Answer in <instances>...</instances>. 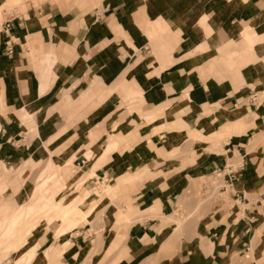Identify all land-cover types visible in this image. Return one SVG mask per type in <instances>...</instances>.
Returning a JSON list of instances; mask_svg holds the SVG:
<instances>
[{
  "label": "crops",
  "instance_id": "obj_1",
  "mask_svg": "<svg viewBox=\"0 0 264 264\" xmlns=\"http://www.w3.org/2000/svg\"><path fill=\"white\" fill-rule=\"evenodd\" d=\"M261 92L264 0H0V210L54 164L90 215L34 263L264 264Z\"/></svg>",
  "mask_w": 264,
  "mask_h": 264
},
{
  "label": "rangeland",
  "instance_id": "obj_2",
  "mask_svg": "<svg viewBox=\"0 0 264 264\" xmlns=\"http://www.w3.org/2000/svg\"><path fill=\"white\" fill-rule=\"evenodd\" d=\"M259 95H261V94L259 93ZM259 98H260V96H259ZM259 98H257V99L259 100ZM41 164H43V163L39 162V164H37V168L42 167L43 165H41ZM7 165H9V164H7ZM37 172H38L37 170L31 172L28 176H26V178H28V180L30 182H34V179H35V176L37 175ZM60 173H61V169L57 168L54 164L53 165L51 164L47 168V170L40 175V177L38 178L37 182H34L33 184H28L27 185L26 190H27L28 193H27V196L22 200V202H25L26 205L32 204V205H35V206H41L43 208H47L48 207L49 211L55 216L56 215L55 206L58 205V204H61L60 202H62L63 198H67L68 199V195H69L68 192L71 193V190H72L70 188V181H71V178L73 176L70 175L69 180H67V182H66V181H64V179H62V177L60 176ZM25 175L26 174H24V177H25ZM2 176H3V174L0 175V179L2 178ZM214 181L216 182L218 180H214ZM203 182L205 184H208L207 179L203 180ZM209 183L212 186L217 185V182L216 183H212V181H209ZM102 184L103 183H100V184L98 183L96 185V187H98L97 189H99L102 186H107L106 184H103V185ZM37 187H41L39 192H37V191L35 192L34 191V189L37 188ZM200 188L201 187L198 185V195H197L198 196V198H197L198 205L202 202V200H204V198H208V200H207L208 202L214 200V196L210 195L209 189H207V190L202 192ZM15 189L16 188L14 186L10 185L7 188H5L3 191H1L0 192V201L1 200H7V199L11 198L13 196V193H14ZM97 189L91 191V193L86 195V197H83V199L94 197V193L96 192ZM26 190L23 191L21 194H24L26 192ZM46 193H48V196L46 195ZM62 196H63V198H62ZM61 198H62V200H59ZM21 199H22V197H21ZM19 201L20 200H18V202L16 204V207H18ZM6 210H7V208H2L0 210V248L4 247V245L9 244L11 242L8 239V237L6 235H4V232H5V226L8 225L9 219L15 213L11 214V215H8L7 212H5ZM177 215L181 216V217L184 216L183 214H179V213ZM82 218H83V213L81 211H78V212L73 214V219H74L73 225H74V227H78L82 223ZM30 221L31 220H28V222H30ZM95 221H98V217H96ZM25 225H26V223H24V225H21L16 231L17 234L18 233H23V235L21 236L22 238L12 240L13 243H15L17 241H20L22 239H24L26 241L24 243V245L18 246V247H14L12 249V252L8 256V257L11 258L13 255H16L14 263H10V262L8 263L5 260L8 257L5 258V259H1V255H0V264H25V260H27V264H41L40 261L37 262V263H34V260L36 258V255H37L38 251L35 250V249H32L33 252L31 253V247L34 246L35 244H38V243L31 241V239H33L35 237V235H30L29 236V235L25 234L26 231H27ZM40 225L42 227H46L47 230L50 233H52L53 231L55 232V226L53 225V226L49 227V225H48V223L46 221H42ZM1 226H2V228H1ZM73 229L74 228H71V230H70L71 233H72ZM18 236H20V235H18ZM29 239H30V241L28 242ZM54 240L55 241L58 240L56 238V234H55ZM22 249H24V250L27 249V251H30V253L27 254L28 257L26 256L24 261H22L20 259V256L22 254V251H21ZM31 256H32V259H30Z\"/></svg>",
  "mask_w": 264,
  "mask_h": 264
},
{
  "label": "bare ground",
  "instance_id": "obj_3",
  "mask_svg": "<svg viewBox=\"0 0 264 264\" xmlns=\"http://www.w3.org/2000/svg\"><path fill=\"white\" fill-rule=\"evenodd\" d=\"M6 172H8L6 169L0 170V175H2L3 173H6ZM210 181H212V183L217 182V181L215 182L213 179H210ZM106 187L105 188L100 187L99 189H97L96 193H99L100 190H102V189H107ZM40 188L41 187H37L34 189V191L39 192ZM107 190H105V191H107ZM110 191H113V189H111ZM110 191H109V193H110ZM67 200H68L67 198H63L62 202H60L61 204H58L55 206V210H56L55 216L49 211L48 207L43 208L41 206H35L32 204H29V205L25 204V205H22L20 208H18L16 210L15 214L13 216H11V218L9 219L8 225L5 226L4 235H6L11 242L9 244L4 245V247L0 248L1 259L7 258L10 255V253L12 252V249L14 247L22 246L26 242L24 239L17 241L15 243L12 242V240L22 238L21 236L23 235V233L17 234L16 231L21 225H24V223H26L25 226H26V230H27L25 234L30 236L40 226L42 221H46L48 223L49 227L53 226V225L55 226L56 238L59 239L61 237H64L68 233H70L71 228H75L73 225V223H74L73 214L74 213L81 211L83 213L82 222L87 221L90 214L83 212L81 209H79L77 207H72ZM5 212H7V214H8V209ZM28 220H31V221L28 222ZM168 221L180 222V217L177 214H174L173 216H170ZM1 228H2V226H1ZM18 235H20V236H18ZM29 241L30 240H28V242ZM32 249L39 251L38 244H35L34 246L31 247V253L33 252ZM21 251H22V254L20 256V259L22 261H24L27 254H29L30 251H27V249L26 250L22 249ZM30 259H32V256ZM25 264H27V260H25Z\"/></svg>",
  "mask_w": 264,
  "mask_h": 264
},
{
  "label": "built area",
  "instance_id": "obj_4",
  "mask_svg": "<svg viewBox=\"0 0 264 264\" xmlns=\"http://www.w3.org/2000/svg\"><path fill=\"white\" fill-rule=\"evenodd\" d=\"M10 51V50H9ZM261 93H264V92H261ZM260 93V94H261ZM260 96V95H259ZM259 96H257L256 94H254L253 95V98L252 99H254V100H258L257 98H259ZM260 99V98H259ZM220 177H218V179H219ZM229 179H231L230 177H229ZM209 187L207 188V189H209V192H210V195H212V192H216V190L218 189V188H220L219 187V182L217 181V185H215V186H212L211 184H209L208 185ZM213 190V191H210V190Z\"/></svg>",
  "mask_w": 264,
  "mask_h": 264
}]
</instances>
